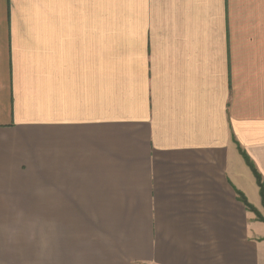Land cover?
Wrapping results in <instances>:
<instances>
[{"label": "crops", "instance_id": "0c3cea01", "mask_svg": "<svg viewBox=\"0 0 264 264\" xmlns=\"http://www.w3.org/2000/svg\"><path fill=\"white\" fill-rule=\"evenodd\" d=\"M244 155L264 0H0V264H264Z\"/></svg>", "mask_w": 264, "mask_h": 264}, {"label": "trees", "instance_id": "16d2710c", "mask_svg": "<svg viewBox=\"0 0 264 264\" xmlns=\"http://www.w3.org/2000/svg\"><path fill=\"white\" fill-rule=\"evenodd\" d=\"M244 157L246 158V161L248 162V164H250V166H252V163L250 162V160L248 159V157L246 155H244ZM254 173L257 177L258 180V184L260 186L261 189V196H262V200H263V204H264V181L262 180V177L257 173V171L255 170V168L252 166ZM240 200L248 207L250 208L249 204L247 203L246 199L244 198V196L242 194H240Z\"/></svg>", "mask_w": 264, "mask_h": 264}]
</instances>
